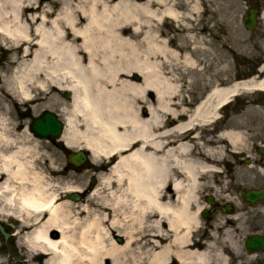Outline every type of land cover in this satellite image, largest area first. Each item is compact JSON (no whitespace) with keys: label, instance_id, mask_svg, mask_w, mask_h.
I'll list each match as a JSON object with an SVG mask.
<instances>
[{"label":"bare ground","instance_id":"1","mask_svg":"<svg viewBox=\"0 0 264 264\" xmlns=\"http://www.w3.org/2000/svg\"><path fill=\"white\" fill-rule=\"evenodd\" d=\"M40 2L0 0V48L9 54L0 85V219L17 222L29 263L254 260L242 257L233 225L226 223L210 236L206 228L201 235L209 236L206 241L199 233L208 208L202 195L210 191L213 199L239 204L237 197L223 195L229 188L224 165L239 177L241 158L248 153L250 166L264 172L250 151L244 121L233 119L218 132L214 128L234 97L264 93V65L263 75L251 80L212 78L192 110L175 109L181 85L164 72L176 62L198 69L196 55L209 50L198 34L204 29L201 18L221 15L219 0H51L61 5L57 12ZM167 23L176 27L178 40L162 30ZM136 76L141 83L134 82ZM56 91L70 92V103H58ZM41 109H56L63 118L61 141L68 148L89 151L92 163L107 169L78 212L61 194L90 188L62 187L52 179L61 172L54 170L51 155L49 177L37 170L39 142L31 131L22 133L24 125L13 114L33 117ZM253 111L250 106L247 113ZM244 178L242 183L254 181L251 175ZM234 219L241 222L243 214Z\"/></svg>","mask_w":264,"mask_h":264},{"label":"rangeland","instance_id":"2","mask_svg":"<svg viewBox=\"0 0 264 264\" xmlns=\"http://www.w3.org/2000/svg\"><path fill=\"white\" fill-rule=\"evenodd\" d=\"M243 1L244 0H219L223 6L222 14L218 16L216 14L213 15V12H209L204 18H201L203 22L202 27L204 29L199 30L198 34L200 37L206 39L209 50L205 53H199L196 55V58L199 61V67L197 70L185 67L180 62L174 63L175 65L169 69L164 68V72L171 78L172 83L178 82L181 85L182 94L180 101L175 100L176 103H179V106H174L175 109L180 110L182 107L193 109V104L201 99V96L206 90L208 91L209 83L212 78L223 80L229 79L231 81H247L260 75L259 69L264 65V20L261 21L257 30L254 32H248L244 28V17L247 14V6L249 3L258 2V0H246L245 3ZM260 1L263 2L264 8V0ZM54 5L57 6L56 9L53 8ZM60 6L61 5H58L57 2H54L53 5L49 3V7L46 6V10H48V12L49 10L57 12L61 9ZM162 30L167 36L174 37L178 40L179 33L176 31L174 25L167 23ZM8 62L9 54L5 53V51L0 48V85L3 82L2 75L6 71L5 67H7ZM134 82L141 83L136 80ZM55 93L58 103H70V100L65 97V92L56 91ZM154 95L155 94L151 92L148 94V98L152 99ZM238 99L240 103L228 113L229 119L227 115L223 117V122L224 125H227L231 120L236 118H240L241 122L244 121V131H247L250 135L249 147L251 151L257 144L261 143L264 145V93H247L240 96ZM189 101H193V104L186 105L185 102ZM250 106H253V112L258 115L256 119L253 118L254 113H247ZM56 109L59 110L60 107L57 106ZM56 109L54 111L41 109L38 114L33 117L29 115L30 113L22 112L19 115L17 114V111H14L13 114L15 118L19 119L18 123H23L24 126L22 128V133H24L29 131L28 124H30L31 120L44 112H53L57 114L59 118L63 119L60 117ZM23 111H28V107H24ZM36 140L39 142L38 150L41 153V158L37 161L36 165L37 170H40L49 177V155H51L54 159V170L61 172L59 176L51 177L52 179L57 180L62 187L75 186L81 187L82 189L90 188L88 193L81 194V200L77 202L74 201V205L78 212L82 205L91 201L92 190L96 186L91 185L92 181L94 179L97 180V177L100 174L104 172L106 173L107 169L99 170L92 161H89L86 163V167L83 170H70L68 168L67 154L62 151V148L64 147L63 143L58 146L57 143L46 142L40 139ZM252 151L254 153V150ZM247 154L248 153H245L244 155L247 156ZM241 163V173L239 177L237 174H234V169L228 164L222 167L226 184H228L229 187H227L228 190L227 192H224L223 195H229L231 198L238 195L239 189L236 185L239 184L240 186L241 184H249L242 183L247 180L244 178L246 175H251L253 177L251 180L254 181L251 182L250 186L258 187L262 184L264 185V172H260L257 169L254 170L252 166H250L251 164H248L246 160ZM261 169L264 170V165ZM241 176L242 178H240ZM208 193L211 194V192L208 191L205 195H208ZM70 195L71 193H65L63 191L61 194L63 201L69 202ZM204 196L202 195V197ZM258 215L260 214H258L257 211H252L245 214L241 222L237 221L239 228H234L236 230L235 235L238 237L237 239L242 241L243 237L247 236V234L257 231L256 227H261L264 231V212L261 213V220L256 218ZM226 221L227 218H225L223 214H219L215 217L213 222H206L209 225H205L204 223L202 230L199 233L200 240H208L211 234H215L214 232H216V230L219 231V229L226 224ZM0 223L5 230L4 232L0 231V264H43V260L36 259L29 263L32 258L26 253L22 247V241L17 237V222L0 219ZM206 228L210 229L209 236L202 237L201 235L205 234L204 231H207L208 233V229ZM53 236L57 237L56 234ZM117 238L119 237L113 236L115 242L118 243ZM122 239L125 240V238ZM219 244H221L220 246L222 247H226L224 241H219ZM241 255L244 257L243 253H241Z\"/></svg>","mask_w":264,"mask_h":264},{"label":"water","instance_id":"3","mask_svg":"<svg viewBox=\"0 0 264 264\" xmlns=\"http://www.w3.org/2000/svg\"><path fill=\"white\" fill-rule=\"evenodd\" d=\"M257 15L256 9L251 10L249 16L245 19V27L249 31H253L257 26ZM67 98H70V94H66ZM63 124L58 120L57 116L53 113L47 112L42 114L38 119H35L33 123L29 125L33 135L42 138L43 140L55 141L61 136L63 130ZM70 162L75 166L82 165L86 161V155L84 153H78L70 157ZM249 202L254 203L258 199L264 198V189L261 191H251L246 195ZM73 200L77 201L79 197L74 195ZM122 242L121 240H119ZM246 247L249 252H254L260 249L264 253V238L253 236L247 239Z\"/></svg>","mask_w":264,"mask_h":264},{"label":"flooded vegetation","instance_id":"4","mask_svg":"<svg viewBox=\"0 0 264 264\" xmlns=\"http://www.w3.org/2000/svg\"><path fill=\"white\" fill-rule=\"evenodd\" d=\"M243 206L246 207V208H249V206L247 204H243ZM259 207H262L264 209V202L261 203L259 205ZM258 214H260V208H259ZM256 218L259 219V220H261L262 219L261 214L258 215V216H256ZM256 229H257V231H255L254 234H259V235H263L264 236V231L262 230L261 227H256ZM255 259H256L255 264H262V259H261V257L259 255L255 256Z\"/></svg>","mask_w":264,"mask_h":264}]
</instances>
